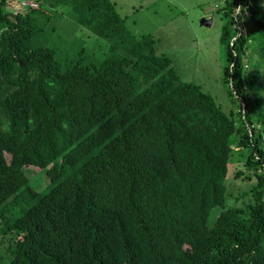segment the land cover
<instances>
[{
	"label": "trees",
	"instance_id": "trees-1",
	"mask_svg": "<svg viewBox=\"0 0 264 264\" xmlns=\"http://www.w3.org/2000/svg\"><path fill=\"white\" fill-rule=\"evenodd\" d=\"M15 1L0 0V264H264V4L219 10L226 113L113 0Z\"/></svg>",
	"mask_w": 264,
	"mask_h": 264
},
{
	"label": "rangeland",
	"instance_id": "rangeland-1",
	"mask_svg": "<svg viewBox=\"0 0 264 264\" xmlns=\"http://www.w3.org/2000/svg\"><path fill=\"white\" fill-rule=\"evenodd\" d=\"M113 1L128 28L135 35L153 36L157 51L173 60L182 81L199 85L204 92L214 97L226 113L236 110L237 104L232 101L229 86L224 82L227 48L222 44L221 36L226 19L219 10L225 7L226 0ZM15 2L20 4V0ZM257 2L264 4V0H257ZM27 5L38 6L35 2H28ZM22 6L21 3L15 10L19 11L23 8ZM245 6L246 2L242 0L239 9ZM244 17H242L243 22L249 23L246 15ZM204 18L212 20V25L202 26L201 20ZM77 36H80L79 29ZM43 172L31 167L27 170L31 178L30 183L36 190H41L50 184L47 175ZM250 188L237 181H231L228 184L229 193L232 196H238L240 192ZM13 215L15 212L8 213L7 218ZM2 238L0 230V259L6 261L10 256L1 244Z\"/></svg>",
	"mask_w": 264,
	"mask_h": 264
},
{
	"label": "water",
	"instance_id": "water-1",
	"mask_svg": "<svg viewBox=\"0 0 264 264\" xmlns=\"http://www.w3.org/2000/svg\"><path fill=\"white\" fill-rule=\"evenodd\" d=\"M201 25L202 26H211L212 25V20L204 18V19L201 20Z\"/></svg>",
	"mask_w": 264,
	"mask_h": 264
},
{
	"label": "built area",
	"instance_id": "built-area-1",
	"mask_svg": "<svg viewBox=\"0 0 264 264\" xmlns=\"http://www.w3.org/2000/svg\"><path fill=\"white\" fill-rule=\"evenodd\" d=\"M28 3V2H27ZM27 3H25V4H27Z\"/></svg>",
	"mask_w": 264,
	"mask_h": 264
}]
</instances>
